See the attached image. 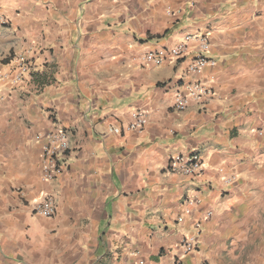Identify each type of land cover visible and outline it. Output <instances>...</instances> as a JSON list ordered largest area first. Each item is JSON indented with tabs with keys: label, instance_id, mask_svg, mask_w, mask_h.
I'll list each match as a JSON object with an SVG mask.
<instances>
[{
	"label": "crops",
	"instance_id": "1",
	"mask_svg": "<svg viewBox=\"0 0 264 264\" xmlns=\"http://www.w3.org/2000/svg\"><path fill=\"white\" fill-rule=\"evenodd\" d=\"M0 14V264H230L232 245L258 236L264 0H0ZM187 36L208 37L216 66L186 78L190 57L143 65ZM199 47L192 40L190 54ZM16 56L31 68L10 88ZM196 79L212 100L176 111L181 84ZM52 112L71 151L48 183L41 137ZM136 112L147 115L143 132L127 130ZM188 152L203 157L197 179L168 170ZM46 194L50 219L32 210ZM193 194L201 204L180 223ZM186 238L195 252L184 253Z\"/></svg>",
	"mask_w": 264,
	"mask_h": 264
},
{
	"label": "built area",
	"instance_id": "2",
	"mask_svg": "<svg viewBox=\"0 0 264 264\" xmlns=\"http://www.w3.org/2000/svg\"><path fill=\"white\" fill-rule=\"evenodd\" d=\"M0 23L6 24V19L0 14ZM192 40H198L199 50L190 54L189 43ZM209 49V39L207 36H187L176 47L159 48L154 51H148L143 55V65L162 66L166 62H178L187 58L190 64L185 72V77L199 76L208 67L216 66V61L206 56ZM14 65L9 73L3 76V79L10 88L21 85L31 68V62L24 56H16L13 60ZM214 96L213 89L201 79L188 81L181 84L174 98V108L182 112L186 110L190 103L195 102L205 106ZM53 128L50 132L41 137L42 150L41 159L43 167V179L48 183L63 173L69 162V152L71 151L70 132L65 129L57 118L55 112L51 113ZM148 124L147 115L143 112L133 114V119L127 130L134 132H143ZM109 134L121 135L124 130L122 127L111 126L108 128ZM168 170L172 173H178L186 177L199 178L204 171V160L201 154L197 152L178 153L170 157ZM183 215L178 218V222H183L185 216L192 213V209L201 204V199L197 194L189 196L185 202ZM33 213L43 218H53L57 214V204L52 194H46L40 201L32 206ZM212 213H208L210 217ZM200 225H198L199 227ZM181 248L185 254L193 253L197 250V244L186 238ZM137 264H144L143 261ZM175 264H182L181 258L175 261Z\"/></svg>",
	"mask_w": 264,
	"mask_h": 264
},
{
	"label": "rangeland",
	"instance_id": "3",
	"mask_svg": "<svg viewBox=\"0 0 264 264\" xmlns=\"http://www.w3.org/2000/svg\"><path fill=\"white\" fill-rule=\"evenodd\" d=\"M258 217L260 233L257 236L250 231L238 241L239 247L232 245L234 256L230 264H264V211H259Z\"/></svg>",
	"mask_w": 264,
	"mask_h": 264
}]
</instances>
